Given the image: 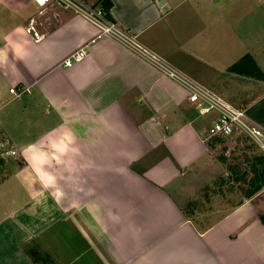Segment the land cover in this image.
<instances>
[{
    "label": "crops",
    "instance_id": "obj_1",
    "mask_svg": "<svg viewBox=\"0 0 264 264\" xmlns=\"http://www.w3.org/2000/svg\"><path fill=\"white\" fill-rule=\"evenodd\" d=\"M110 1L117 34L0 0V138L17 149L0 159V264H264L258 194L180 203L214 174L218 112L162 67L264 130V22L251 28L250 0ZM245 55L253 74L231 71Z\"/></svg>",
    "mask_w": 264,
    "mask_h": 264
},
{
    "label": "rangeland",
    "instance_id": "obj_2",
    "mask_svg": "<svg viewBox=\"0 0 264 264\" xmlns=\"http://www.w3.org/2000/svg\"><path fill=\"white\" fill-rule=\"evenodd\" d=\"M249 10L250 19L253 22L251 24V28L255 29L259 24L264 22V16L261 14L260 18H255L257 17L256 15L259 14L258 12L261 13L262 10H264V4L258 0H250ZM251 34H253V31L250 35ZM216 137L220 138H215L210 141V143L212 141L214 142L213 153L216 159H213V161L217 162L216 167L214 166V174L210 178L204 179L201 177V179H198L197 182H193L194 185L196 184L195 188L197 190L193 192L195 196L192 194L189 198L193 196L195 198L197 196L198 198L190 200L187 197L183 201L181 199L180 203L186 207V210H190L191 208L204 210L210 205L209 203L214 204L220 200L235 204L243 199V197L251 198L257 194L258 197L260 196L261 199H264V187L250 196L247 195L248 192L253 190V187H255L251 182L254 177V158L264 156V149L238 130L235 131V135L229 138L223 136ZM226 171L231 174L226 175ZM205 195L206 198L208 197V201L206 200L208 202L207 204L204 203L205 198L203 196ZM194 202H196L195 205H193Z\"/></svg>",
    "mask_w": 264,
    "mask_h": 264
},
{
    "label": "built area",
    "instance_id": "obj_3",
    "mask_svg": "<svg viewBox=\"0 0 264 264\" xmlns=\"http://www.w3.org/2000/svg\"><path fill=\"white\" fill-rule=\"evenodd\" d=\"M39 6H45L49 2L56 3L65 9H70L76 14L82 15L97 25L103 31L116 33L118 30L114 24L109 23L105 17V11L98 0H35ZM153 60H159L147 53ZM86 55L84 49H79L64 61L65 66H71L76 62L81 61ZM165 73L171 77L181 81L188 89V101L195 104L200 115H206L212 111H217L218 116L214 123L207 131V139L214 136L232 137L235 131L238 130L249 137L254 143L264 149V130L251 124L247 118L245 111L242 108H234L226 103L220 97L210 93L203 87L194 84L182 74L172 68L162 66ZM11 93L16 92L14 87L10 88ZM17 155V150L5 138H0V159L6 160Z\"/></svg>",
    "mask_w": 264,
    "mask_h": 264
},
{
    "label": "trees",
    "instance_id": "obj_4",
    "mask_svg": "<svg viewBox=\"0 0 264 264\" xmlns=\"http://www.w3.org/2000/svg\"><path fill=\"white\" fill-rule=\"evenodd\" d=\"M104 11H105V17L107 19H110L109 15V10L112 5L110 0H98ZM257 68L255 62L249 55L243 56L238 62L234 63L229 69L231 71H235L238 73H243V74H253L252 69ZM215 138H220V137H214L211 140H214ZM218 141V139H217ZM214 142L212 141L210 145L213 146ZM261 165V166H260ZM260 166V167H256ZM253 171H254V177L252 179V184L255 186L253 187V190L248 192V196L251 194H254L256 191L264 187V156H259L254 158V164H253Z\"/></svg>",
    "mask_w": 264,
    "mask_h": 264
}]
</instances>
